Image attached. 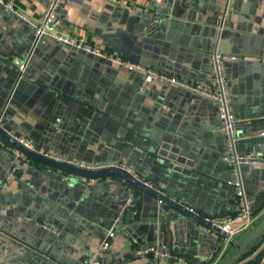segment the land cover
I'll return each mask as SVG.
<instances>
[{"label": "crops", "instance_id": "0c3cea01", "mask_svg": "<svg viewBox=\"0 0 264 264\" xmlns=\"http://www.w3.org/2000/svg\"><path fill=\"white\" fill-rule=\"evenodd\" d=\"M6 1L33 17L50 2ZM225 10V0H59L56 13L62 30L88 44L188 81L212 83L213 51L238 56L224 62V72L238 131L252 137L236 149L264 157V0H231ZM28 55L21 73L15 59ZM141 81V71L61 42L34 45L32 28L0 4V114L8 129L53 156L126 166L204 218L235 214L234 168L222 159L225 137L213 131L217 104L158 80L140 90ZM15 150L0 137V264H87L111 229L102 264H171L138 254L149 246L211 253L210 264L236 250L233 240L145 190L136 213L137 197L121 177L78 176ZM241 176L259 211L234 236L239 243L264 218V165H242ZM245 252L233 264H264V226ZM178 256L174 264H182Z\"/></svg>", "mask_w": 264, "mask_h": 264}, {"label": "built area", "instance_id": "2783aa9c", "mask_svg": "<svg viewBox=\"0 0 264 264\" xmlns=\"http://www.w3.org/2000/svg\"><path fill=\"white\" fill-rule=\"evenodd\" d=\"M104 1H116V0H104ZM226 1V10H228L231 0ZM0 4H3L11 12L17 14L19 18L26 22L33 31V43L36 45L42 38H49L70 47L83 50L87 53L94 54L96 56H101L107 58L111 62L124 66L129 70H138L142 72V81L140 85V90H144L147 86L152 84L154 81L158 80L169 85L177 86L189 91L193 97L202 96L207 99L213 100L217 104L218 118L219 122L213 128V131L223 134L226 140L225 153L222 159L231 164L234 168L232 179V185L235 190V198L237 204V211L233 215H227L223 217H207L206 220L210 221L213 225L219 226L224 232V239L226 243L231 242L234 236L239 232L248 230L252 227L255 215H254V205L253 201L247 196L243 179L241 176V166L242 165H264V157H260L253 154H242L237 151L236 143L240 140L248 139L252 136L240 134L238 131V121L234 115L232 104L230 100V93L228 89V82L224 72V62L226 60L238 59L236 55L224 54L218 50L212 52L210 56L211 70H212V83H200L194 81H188L180 78L174 74L168 73L166 71L159 70L151 66H144L134 61L124 59L116 55H110L103 51L98 45H91L86 42L83 37H78L71 34L68 31L62 30L60 28V20L57 17V8L59 5V0H50L48 6L44 10L41 16L33 17L28 14L22 13L12 4L8 3L6 0H0ZM157 16H162L160 11H156ZM167 20L170 19L168 16H164ZM31 55V54H30ZM30 55H28L23 61L15 59L18 65L19 71L24 72L27 63L30 60ZM264 118V115L262 116ZM0 127L3 128L12 138L17 140L26 148L37 151L35 144L28 138L21 136L17 132L8 129L4 122L3 113L0 114ZM259 135L264 136V130L259 132ZM42 154L50 155L48 153L40 151ZM16 156L22 159L27 157L20 152L15 150ZM53 156V155H51ZM58 159L64 160L66 162H71L76 165L96 169V168H106V167H116L121 164L116 162H105L101 164H86L84 162L75 161L67 157L53 156ZM18 165L12 166L6 173L4 180L1 182V189H4L9 182L14 178L18 170ZM89 184L95 183V179H88ZM134 204V198L131 196L127 201L126 207ZM206 230L208 227H204ZM210 228V227H209ZM208 228V229H209ZM115 235V230L111 229L107 232L104 239L93 251L87 264H102V256L109 249L112 237ZM1 244V243H0ZM4 245L6 243H3ZM174 248V247H173ZM152 253L160 258H170L171 253L169 250H163L159 247L149 246L138 251V254H149ZM213 254L198 252L194 254V258L197 259L196 263L186 260L182 256H178V260L182 264H203L204 262H212L214 260ZM205 264V263H204Z\"/></svg>", "mask_w": 264, "mask_h": 264}, {"label": "water", "instance_id": "95a60500", "mask_svg": "<svg viewBox=\"0 0 264 264\" xmlns=\"http://www.w3.org/2000/svg\"><path fill=\"white\" fill-rule=\"evenodd\" d=\"M18 82H19L18 87H21L26 83V79L24 78L23 75L22 77H20ZM214 103L216 104L215 101ZM0 137L11 147L22 152L27 158L41 162L48 166H54V167L60 168L72 174L83 176L86 178H99V177H107V176H117V177L123 178L131 185L132 190L135 196L137 197L136 199L137 212L136 213H139V211L143 207L144 197L141 196L140 194L143 190H145L149 192L151 195L156 196L158 200H161V202H165L168 205L174 206L178 211L198 220L199 222H202L205 225L212 227L216 231L225 235V232L219 226L213 225L210 221L206 220L203 216L197 213L193 207H190L186 205L185 203L178 202L177 200L171 198L164 191H162L159 188H156L151 183L149 184V182H147L146 180L138 176L136 173H134L132 170H130L126 166L119 165L116 167H106V168H96V169L85 168V167L76 165L74 163L66 162L64 160L58 159L51 155L42 154L40 152L42 147H38L37 151L30 150L26 148L25 146H23L21 143H19L14 138H12L1 127H0ZM161 212L165 214V210H161ZM171 220L172 218L169 216L167 218L168 228L170 227ZM263 226H264V218L259 222V224L255 228L252 229L251 232L247 234V236L243 239L242 242L239 243L235 239H233V242L236 246V250L227 259H225L221 264H233L237 259H239L242 256V254L252 245V243L260 236ZM171 245H172V242H171ZM170 249H171L172 257H170L169 260L171 264L175 263V257L178 255H181L182 257L188 260H191L193 263L197 262V259L194 258V255L192 254H183L178 251H175L173 248H170ZM150 254L151 253H149V255Z\"/></svg>", "mask_w": 264, "mask_h": 264}, {"label": "trees", "instance_id": "16d2710c", "mask_svg": "<svg viewBox=\"0 0 264 264\" xmlns=\"http://www.w3.org/2000/svg\"><path fill=\"white\" fill-rule=\"evenodd\" d=\"M263 206V205H262ZM262 206L260 207V209L262 208ZM259 211V208L257 210L254 211V215L256 214V212ZM246 253V252H245ZM245 253H243V255L241 257L245 256ZM247 254V253H246Z\"/></svg>", "mask_w": 264, "mask_h": 264}]
</instances>
